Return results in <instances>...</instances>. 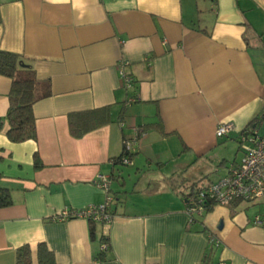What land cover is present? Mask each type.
Wrapping results in <instances>:
<instances>
[{"label":"crops","instance_id":"1","mask_svg":"<svg viewBox=\"0 0 264 264\" xmlns=\"http://www.w3.org/2000/svg\"><path fill=\"white\" fill-rule=\"evenodd\" d=\"M0 50L49 83L33 105L35 139L0 131L12 200L0 207V264L23 244L35 260L40 242L55 264H264V200L189 222L181 195L238 163L242 134L264 136V0H0ZM10 88L0 75L1 118ZM70 116L88 131L73 136ZM224 122L233 129L217 137ZM98 175L111 178L112 222L61 219L105 201Z\"/></svg>","mask_w":264,"mask_h":264},{"label":"built area","instance_id":"2","mask_svg":"<svg viewBox=\"0 0 264 264\" xmlns=\"http://www.w3.org/2000/svg\"><path fill=\"white\" fill-rule=\"evenodd\" d=\"M118 71L124 85L131 87L130 77L123 71L122 65H118ZM134 97L129 101L133 102ZM233 129V124L224 122L215 129L217 137L228 134ZM240 149L242 158L234 165H231L227 173L214 182H210L199 189L195 194L190 195L186 201L185 211L189 222L194 221L197 216H202L210 204L226 205L232 201L256 202L264 200V136L257 134L244 133L240 136ZM131 147L130 140L123 141V154L120 156V163L129 164V152ZM94 183L103 189L107 196L105 201L100 204H89L80 210H64L59 216L61 219L69 217H81L88 221L101 224H110L113 220L111 209L112 196L108 194L111 178L106 175H98ZM254 223H260L258 217ZM208 241L218 245L220 239L213 233H208ZM108 248V243H100V252ZM89 264H101L99 259L93 258Z\"/></svg>","mask_w":264,"mask_h":264},{"label":"trees","instance_id":"3","mask_svg":"<svg viewBox=\"0 0 264 264\" xmlns=\"http://www.w3.org/2000/svg\"><path fill=\"white\" fill-rule=\"evenodd\" d=\"M21 63L26 64L19 54L0 50V75L11 79V88L8 95L9 104L5 116L0 117V131L5 126V134L12 142H22L36 138L33 105L39 99L49 95V83L39 81L33 68L27 64L21 66ZM69 129L73 136L80 137L89 128L82 123L75 122V118L70 116ZM33 161L35 167H40L37 154H34ZM203 186L201 184H190L186 187L187 191L181 195L187 201L190 195L195 194ZM11 202L10 191L7 188L0 187V207L8 206ZM213 206L214 204L211 203L207 211L211 210ZM106 238L104 236L102 241L108 243ZM14 264H55V261L52 252L48 250L44 243L40 242L36 248L35 260L32 258L30 246L23 244L16 249Z\"/></svg>","mask_w":264,"mask_h":264},{"label":"water","instance_id":"4","mask_svg":"<svg viewBox=\"0 0 264 264\" xmlns=\"http://www.w3.org/2000/svg\"><path fill=\"white\" fill-rule=\"evenodd\" d=\"M21 66H26V64H24V63H21Z\"/></svg>","mask_w":264,"mask_h":264}]
</instances>
